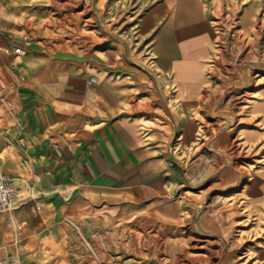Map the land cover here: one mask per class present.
Returning a JSON list of instances; mask_svg holds the SVG:
<instances>
[{"label":"crops","instance_id":"obj_1","mask_svg":"<svg viewBox=\"0 0 264 264\" xmlns=\"http://www.w3.org/2000/svg\"><path fill=\"white\" fill-rule=\"evenodd\" d=\"M262 2L253 0L241 29ZM22 9L0 0V103L7 106L0 167L18 199L1 212L0 258L168 264L166 251L176 247L177 264H206L207 253L221 251L220 241L206 238L220 232L221 214L215 206L190 225L189 196L177 192L189 114L211 91L209 168H222L219 144L227 137L225 154L249 160L241 165L246 186L264 206V80L231 88L222 80L219 0H160L86 58L51 53L30 35L26 55L7 53L28 28Z\"/></svg>","mask_w":264,"mask_h":264},{"label":"rangeland","instance_id":"obj_2","mask_svg":"<svg viewBox=\"0 0 264 264\" xmlns=\"http://www.w3.org/2000/svg\"><path fill=\"white\" fill-rule=\"evenodd\" d=\"M11 1L27 14L28 28L21 34L42 39L51 53L56 50L62 56L86 58L100 49L107 35L118 37L131 31L132 24L160 0ZM252 3L253 0H219L222 80L228 83V87L239 81L250 84V81L264 80V8L253 5L254 10L248 14L251 27L241 29L245 11ZM213 108L211 91L189 114V138L180 147L185 182L177 194L189 196V202L184 204L190 207V225H195L202 214L213 215L215 206L221 214L220 232L206 236L208 240L220 241L221 251L207 253L206 264H264V206L251 200V186H246L249 176L241 165L248 159L239 154H225L229 141L223 136L218 145L223 151L222 168L217 171L209 168L213 158V138L209 137L208 125L212 127ZM5 110L7 106L0 103V115ZM229 111L225 106L221 108L223 116ZM4 124L0 121V126ZM6 216L0 213V220ZM173 229V241L181 240L177 227ZM166 252L171 257L168 264H177L180 251L174 247ZM21 258L25 259L24 256Z\"/></svg>","mask_w":264,"mask_h":264},{"label":"built area","instance_id":"obj_3","mask_svg":"<svg viewBox=\"0 0 264 264\" xmlns=\"http://www.w3.org/2000/svg\"><path fill=\"white\" fill-rule=\"evenodd\" d=\"M22 43L20 45L9 47L6 49L7 53H15L18 55H26L28 49L26 43L29 41V34L22 35ZM3 87V81L0 79V88ZM21 144H24L23 138L20 139ZM13 177L2 172L0 167V213L12 210L18 204L16 195V187L14 185ZM0 264H35V263H22L18 257L10 256L0 258Z\"/></svg>","mask_w":264,"mask_h":264},{"label":"bare ground","instance_id":"obj_4","mask_svg":"<svg viewBox=\"0 0 264 264\" xmlns=\"http://www.w3.org/2000/svg\"><path fill=\"white\" fill-rule=\"evenodd\" d=\"M19 259V258H18Z\"/></svg>","mask_w":264,"mask_h":264}]
</instances>
